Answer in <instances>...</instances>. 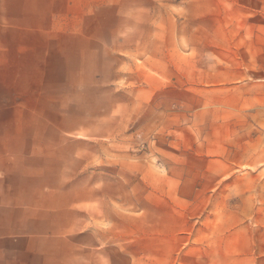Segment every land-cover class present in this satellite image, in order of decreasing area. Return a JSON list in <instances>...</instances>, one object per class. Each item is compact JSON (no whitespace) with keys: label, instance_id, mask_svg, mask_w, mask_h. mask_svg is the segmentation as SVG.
<instances>
[{"label":"rangeland","instance_id":"1","mask_svg":"<svg viewBox=\"0 0 264 264\" xmlns=\"http://www.w3.org/2000/svg\"><path fill=\"white\" fill-rule=\"evenodd\" d=\"M148 21L22 137L74 141L115 223L103 264H264V0H153Z\"/></svg>","mask_w":264,"mask_h":264},{"label":"crops","instance_id":"2","mask_svg":"<svg viewBox=\"0 0 264 264\" xmlns=\"http://www.w3.org/2000/svg\"><path fill=\"white\" fill-rule=\"evenodd\" d=\"M152 9L153 0H0V264H103L113 252L101 188L63 161L74 141L22 135L50 128L39 116L71 97L58 89L106 80L137 49V13L150 27Z\"/></svg>","mask_w":264,"mask_h":264}]
</instances>
